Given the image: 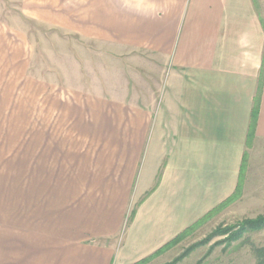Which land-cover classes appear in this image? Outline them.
Returning <instances> with one entry per match:
<instances>
[{"label": "crops", "instance_id": "obj_1", "mask_svg": "<svg viewBox=\"0 0 264 264\" xmlns=\"http://www.w3.org/2000/svg\"><path fill=\"white\" fill-rule=\"evenodd\" d=\"M260 3L20 0L26 18L166 66L159 90L60 95V119L15 143L23 175L0 200V264H137L236 192L264 143ZM31 57L0 12V97L29 90Z\"/></svg>", "mask_w": 264, "mask_h": 264}, {"label": "rangeland", "instance_id": "obj_2", "mask_svg": "<svg viewBox=\"0 0 264 264\" xmlns=\"http://www.w3.org/2000/svg\"><path fill=\"white\" fill-rule=\"evenodd\" d=\"M19 3L0 0L1 15L26 32L32 49L29 75L33 83L29 82V90L21 84L17 95L0 97V200L7 206L13 201L15 183H20L23 175L14 162V145L43 132L45 120L60 119L55 106L76 101L83 91L139 93L146 79L159 90L162 82L156 79L166 66L157 56L141 51L116 54L98 43L84 44L74 34L24 17ZM260 4L264 21V0ZM62 94L67 102L61 99ZM258 215L264 216L263 142L246 155L240 185L228 200L166 243L158 255L137 264H264V224L230 237L242 222Z\"/></svg>", "mask_w": 264, "mask_h": 264}, {"label": "trees", "instance_id": "obj_3", "mask_svg": "<svg viewBox=\"0 0 264 264\" xmlns=\"http://www.w3.org/2000/svg\"><path fill=\"white\" fill-rule=\"evenodd\" d=\"M133 212H134V209L131 211V213ZM263 224H264V216L262 215H258L255 218H248L244 222H242V227H238L236 230H232L230 232V237L234 238V237L240 236L243 232L247 230L259 229ZM227 231H228V228L224 232H227ZM214 233H217L216 230L214 231Z\"/></svg>", "mask_w": 264, "mask_h": 264}]
</instances>
